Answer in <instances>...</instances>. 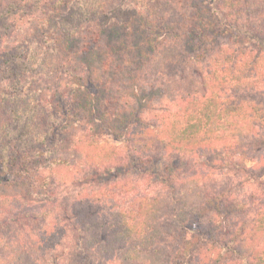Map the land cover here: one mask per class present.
I'll use <instances>...</instances> for the list:
<instances>
[{"label": "trees", "instance_id": "trees-1", "mask_svg": "<svg viewBox=\"0 0 264 264\" xmlns=\"http://www.w3.org/2000/svg\"><path fill=\"white\" fill-rule=\"evenodd\" d=\"M193 6L181 27L177 0H0V264H264V0ZM110 26L145 36L133 80L159 98L126 150L75 121L100 96L72 45Z\"/></svg>", "mask_w": 264, "mask_h": 264}, {"label": "rangeland", "instance_id": "rangeland-1", "mask_svg": "<svg viewBox=\"0 0 264 264\" xmlns=\"http://www.w3.org/2000/svg\"><path fill=\"white\" fill-rule=\"evenodd\" d=\"M202 0H177L178 10L180 14L177 16V20L181 27L187 24V17L192 15L194 11V5H197ZM196 3V4H195ZM189 5V7H187ZM181 19V20H180ZM111 27V26H110ZM108 29L105 33L102 41H98L95 38L81 37L78 42L72 45V52L84 51V56H89L94 54L95 68L97 72H94L93 75L97 78L95 88L91 86L90 89L93 92L98 90L99 100L92 101L89 111L79 110L76 112V120L78 118L89 117L95 123L96 130L104 135V137L109 140V142L115 144L122 150H126L124 134L125 127L129 119L134 117V114H137L138 111H143V114H146L144 107L148 105H158L159 98L158 96H153V92L144 91L142 87H136L133 77L138 73V79L143 76L142 71H140V66L136 67L133 65L136 62L137 56L135 55L140 49L142 50L145 42V36L141 35L140 32H125L123 29ZM175 28L172 27V32ZM185 30L186 28H182ZM163 32L160 31L159 34ZM173 35V34H172ZM85 47V49H84ZM86 49H89V54ZM108 59H111L110 67L105 72L102 63ZM134 59L135 62H132ZM105 63V62H104ZM104 70V72L102 71ZM103 72V73H102ZM136 72V73H132ZM101 83V84H98ZM89 89H83L80 92V97L82 99H88L86 93H92ZM118 116L121 115L125 118V121L119 120L116 125H108V116L106 115ZM114 123V120H113ZM82 128L80 126H71L67 135ZM116 129V130H115ZM123 133V134H122ZM160 166H155L153 169H159ZM154 179V176L151 177ZM134 181H139V187L141 188H150L148 185V179L146 178H136ZM10 188H6L7 192L11 191ZM74 187L70 191H73ZM10 193V192H9Z\"/></svg>", "mask_w": 264, "mask_h": 264}]
</instances>
